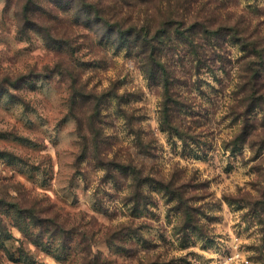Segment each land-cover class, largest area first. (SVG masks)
Here are the masks:
<instances>
[{
	"label": "rangeland",
	"instance_id": "374dc122",
	"mask_svg": "<svg viewBox=\"0 0 264 264\" xmlns=\"http://www.w3.org/2000/svg\"><path fill=\"white\" fill-rule=\"evenodd\" d=\"M2 2L0 264H264L262 0L193 5L255 55L225 34L201 64L166 52L185 138L141 58L48 3L21 34Z\"/></svg>",
	"mask_w": 264,
	"mask_h": 264
},
{
	"label": "trees",
	"instance_id": "16d2710c",
	"mask_svg": "<svg viewBox=\"0 0 264 264\" xmlns=\"http://www.w3.org/2000/svg\"><path fill=\"white\" fill-rule=\"evenodd\" d=\"M119 1L121 4L117 0H7L9 5L15 6L21 34L27 33L30 27H38L36 20L42 17V4L48 3L63 12L71 11L76 25L83 24L89 30L96 28L99 44L108 40L126 49L129 55L141 58L148 80L162 86L163 125L171 133L185 138L184 128L176 124L174 117L182 104L181 96L175 91V65L169 63L166 52L174 55L180 52L179 47L184 46L183 51L186 53L187 48L194 62L201 64L203 51L208 50L205 44L213 48L212 41L220 40L225 34L236 38L246 51L254 54L255 43L245 36L249 28L244 33L245 30H239L237 24L230 22V19L217 21L210 20L208 16L202 17L204 11L193 6L198 0H176L175 7L173 0ZM133 2L137 3L132 5ZM158 3H167V18H162L165 13L162 8L157 7ZM149 5L156 8L155 15H149ZM127 7H138L140 10L130 14ZM193 16L196 19L189 23V18ZM197 26L202 31L193 32ZM66 45L74 52L69 41ZM256 57L259 56L256 54Z\"/></svg>",
	"mask_w": 264,
	"mask_h": 264
},
{
	"label": "clouds",
	"instance_id": "9594fccd",
	"mask_svg": "<svg viewBox=\"0 0 264 264\" xmlns=\"http://www.w3.org/2000/svg\"><path fill=\"white\" fill-rule=\"evenodd\" d=\"M106 2H107V0H106ZM181 2H183V0H181ZM204 2H205V0H200V4H203ZM175 6H176V0H173V7H175ZM198 6L199 5H197V7ZM148 7H149V15H155L156 14V8L152 7L151 5H149ZM157 7H160V8H162L164 10L165 16L162 17V18H167V10H168L167 3H163V4H159L158 3ZM260 7L264 8V0H262V3L260 5ZM2 8H3V2H2V0H0V9H2ZM9 15L11 16V13H9ZM194 19H196L195 16L190 17L189 18V23H191L192 20H194ZM141 23H143V21H141ZM192 31L193 32H197V31H202V29L199 26H197V28L193 29ZM145 62H146V59H145Z\"/></svg>",
	"mask_w": 264,
	"mask_h": 264
}]
</instances>
